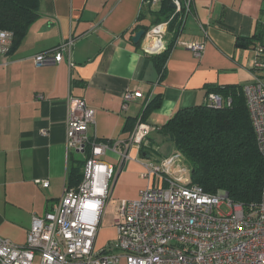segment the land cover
<instances>
[{"label":"crops","instance_id":"obj_1","mask_svg":"<svg viewBox=\"0 0 264 264\" xmlns=\"http://www.w3.org/2000/svg\"><path fill=\"white\" fill-rule=\"evenodd\" d=\"M142 1L40 0V18L22 44L7 59L0 57L1 238L25 246L33 216L44 217L56 207L72 167L87 159L67 148L70 97L95 111L90 135L100 141L126 142L142 115L156 130L142 152L130 151L131 160L118 174L112 199L119 202L139 199L149 186L139 160L159 161L175 153L161 129L178 111L206 104L209 88H244L254 75L264 82V68L254 69L255 49L237 45L238 37L264 38V0H190L180 44L163 76L133 42L155 19ZM174 38L170 32L168 42ZM69 39L74 45L62 63L36 66L35 56ZM191 43L204 44L201 58L187 48ZM127 90L143 98L123 111ZM156 98L162 99L161 107L146 114ZM103 160L112 166L119 162L114 153ZM39 180L49 187L38 185ZM116 238L114 225L101 226L95 250L103 251Z\"/></svg>","mask_w":264,"mask_h":264},{"label":"built area","instance_id":"obj_2","mask_svg":"<svg viewBox=\"0 0 264 264\" xmlns=\"http://www.w3.org/2000/svg\"><path fill=\"white\" fill-rule=\"evenodd\" d=\"M164 1L143 0L142 6L155 12ZM169 1L175 7L173 15L149 27L142 38L146 55L166 52L172 23L179 17L183 25L190 12V0L185 4ZM13 43L14 33L0 30V57H9ZM179 44L176 41L175 46ZM73 45L74 40L69 39L54 50L38 54L34 62L39 67L62 63ZM187 48L201 58L205 46L191 43ZM255 54L254 69H263L264 44L255 49ZM243 91L264 159V82L254 75ZM142 98L141 92L125 91L123 111ZM68 102L67 148L87 155L83 180L76 188L66 184L51 212L44 217L33 216L25 246L0 237V264H264V185L260 202L245 208L233 203L225 192L213 195L192 184L191 169L178 153L159 161L139 160L149 186L139 199L118 202L113 215L117 238L97 252L96 238L117 176L131 160L130 151L142 152L156 130L142 115L126 142L100 141L90 135L95 111L82 99L70 97ZM225 104L230 106L231 99L225 102L217 94H210L206 103L214 109ZM108 153L118 156L117 166L104 162ZM37 184L49 187L47 180ZM223 205L230 213L222 211Z\"/></svg>","mask_w":264,"mask_h":264},{"label":"trees","instance_id":"obj_3","mask_svg":"<svg viewBox=\"0 0 264 264\" xmlns=\"http://www.w3.org/2000/svg\"><path fill=\"white\" fill-rule=\"evenodd\" d=\"M171 5L169 0H165L160 11L151 12L155 18L151 26L170 19L174 13ZM39 9L40 0H0V30L14 33L11 52L22 44L31 26L40 18ZM181 26L179 17H176L170 27L175 38L167 51L148 55L161 76ZM148 29L145 28V32ZM263 44L264 38L259 36L237 39V45L243 48L256 49ZM140 45L138 43L137 47ZM210 94L220 95L225 102L231 99V105L214 109L204 104L180 110L161 129V133L173 143L191 169L192 184L213 195L225 192L233 203L248 208L261 200L264 159L257 146L243 87H213L208 89ZM161 104L162 99L156 98L149 104L146 114L159 109ZM84 165L85 162H80L72 167L67 183L69 187L76 188L82 182Z\"/></svg>","mask_w":264,"mask_h":264},{"label":"rangeland","instance_id":"obj_4","mask_svg":"<svg viewBox=\"0 0 264 264\" xmlns=\"http://www.w3.org/2000/svg\"><path fill=\"white\" fill-rule=\"evenodd\" d=\"M145 144H146V142H145ZM173 152L177 153L176 149ZM175 153H173V154H175ZM79 157L83 158V155H80ZM117 204H118V202L115 199H112V197H111L110 200H109V202H108L107 208L105 210V214L103 216V219H102V222H101V226H104L105 227V226L114 225L113 224V218L112 217H113V215L115 213V209H116ZM222 211L225 214H228V213H230L231 210L226 205H223L222 206Z\"/></svg>","mask_w":264,"mask_h":264},{"label":"water","instance_id":"obj_5","mask_svg":"<svg viewBox=\"0 0 264 264\" xmlns=\"http://www.w3.org/2000/svg\"><path fill=\"white\" fill-rule=\"evenodd\" d=\"M171 8L174 9V8H175L174 5H171ZM144 35H145V30H141V31H139V32L136 34V36L134 37L133 42H134L135 44L141 43L142 38L144 37ZM227 195H228V194H227Z\"/></svg>","mask_w":264,"mask_h":264}]
</instances>
